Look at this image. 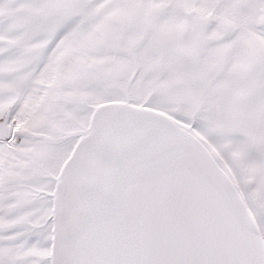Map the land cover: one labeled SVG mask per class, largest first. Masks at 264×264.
I'll return each instance as SVG.
<instances>
[{"label":"snow or ice","instance_id":"1","mask_svg":"<svg viewBox=\"0 0 264 264\" xmlns=\"http://www.w3.org/2000/svg\"><path fill=\"white\" fill-rule=\"evenodd\" d=\"M0 264H264V0H0Z\"/></svg>","mask_w":264,"mask_h":264}]
</instances>
